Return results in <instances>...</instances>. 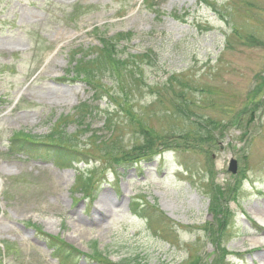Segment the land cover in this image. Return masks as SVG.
<instances>
[{
    "label": "rangeland",
    "instance_id": "rangeland-1",
    "mask_svg": "<svg viewBox=\"0 0 264 264\" xmlns=\"http://www.w3.org/2000/svg\"><path fill=\"white\" fill-rule=\"evenodd\" d=\"M144 1L0 0V264H264V240L251 244L264 227V114L257 136L228 129L188 156L172 139L163 160L113 168L143 151L148 120L159 132L183 120L136 80L126 95L103 46L158 58L141 67L151 86L218 72L249 88L264 74L263 49L238 52L234 38L223 53L231 28L214 4L230 0ZM233 19L248 28L247 13Z\"/></svg>",
    "mask_w": 264,
    "mask_h": 264
},
{
    "label": "trees",
    "instance_id": "trees-1",
    "mask_svg": "<svg viewBox=\"0 0 264 264\" xmlns=\"http://www.w3.org/2000/svg\"><path fill=\"white\" fill-rule=\"evenodd\" d=\"M150 1L152 0H145V6ZM201 1L207 3V0ZM210 1L209 3H211ZM214 5L216 6L214 7L215 12L231 28V33L225 35L226 42L223 53L232 49L236 43L234 38L237 39L238 45L241 47L238 52L243 53L242 49L256 50L260 48L264 50V0H230L223 7H219L216 3ZM239 11H242V14L247 13L250 18L246 30L236 29L231 24ZM101 40L104 45L105 42H108L105 37H101ZM105 47L99 49L107 56L103 63L104 71L106 74L108 73V76L111 75L120 81L125 78L126 95L128 90H131L129 89L131 88L129 79L136 80L140 85L147 86L148 90L157 96L153 105L159 104L164 116L183 120L182 127L171 125L161 132L152 127L148 120V124L142 129L144 144L139 146V150L142 148L143 151L137 155H119L118 162L113 165L114 170L124 162H133L140 166L156 159L163 160L167 152L173 151L167 145L172 139V146L176 148L173 152L180 156H188L193 145L207 144L212 141L216 143L228 135V129L239 128L245 138H251V135L257 136L260 133V125L263 122L262 114H264V74H251L250 76L256 84H251L249 88L244 81L233 84L225 77H220L218 72L202 74L198 77H191L183 72H174L166 79L161 78L154 81L151 86L147 79H144L141 67L145 62L157 63L158 58L149 57L146 54H125V59L121 60L116 58L114 53H109ZM85 71V69H81V72L89 78H83V80L92 83L91 73ZM248 73L243 70L241 75L247 78ZM245 88L247 89L245 90ZM126 100L125 98V110L129 105ZM217 100H221L222 103L227 101L231 104L218 105ZM127 113L129 114V112ZM136 121L141 129L142 118L138 117ZM130 124H133V120H130ZM237 153L239 154L240 151ZM184 161L181 162L183 165L188 164L187 161ZM127 167L125 165V168ZM186 168V172H189L190 167ZM242 172L246 175V167H243Z\"/></svg>",
    "mask_w": 264,
    "mask_h": 264
},
{
    "label": "bare ground",
    "instance_id": "bare-ground-1",
    "mask_svg": "<svg viewBox=\"0 0 264 264\" xmlns=\"http://www.w3.org/2000/svg\"><path fill=\"white\" fill-rule=\"evenodd\" d=\"M258 215L259 216L256 217L257 221L259 222L260 225L264 226V217L260 213H258ZM254 233L260 235L261 237L258 240H253L251 244L254 246H258L262 244L264 240V227H258Z\"/></svg>",
    "mask_w": 264,
    "mask_h": 264
},
{
    "label": "water",
    "instance_id": "water-1",
    "mask_svg": "<svg viewBox=\"0 0 264 264\" xmlns=\"http://www.w3.org/2000/svg\"><path fill=\"white\" fill-rule=\"evenodd\" d=\"M236 168H237L236 161L235 160H232L229 169H230V171H232L233 173H235L236 172Z\"/></svg>",
    "mask_w": 264,
    "mask_h": 264
}]
</instances>
